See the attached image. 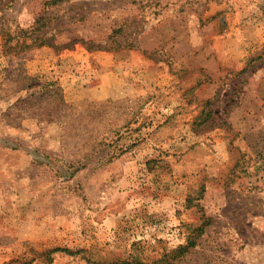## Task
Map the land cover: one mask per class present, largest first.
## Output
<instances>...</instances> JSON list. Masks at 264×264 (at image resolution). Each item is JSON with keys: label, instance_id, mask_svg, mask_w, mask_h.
Instances as JSON below:
<instances>
[{"label": "rangeland", "instance_id": "1", "mask_svg": "<svg viewBox=\"0 0 264 264\" xmlns=\"http://www.w3.org/2000/svg\"><path fill=\"white\" fill-rule=\"evenodd\" d=\"M187 246L264 264V0H0V264Z\"/></svg>", "mask_w": 264, "mask_h": 264}, {"label": "trees", "instance_id": "2", "mask_svg": "<svg viewBox=\"0 0 264 264\" xmlns=\"http://www.w3.org/2000/svg\"><path fill=\"white\" fill-rule=\"evenodd\" d=\"M190 248L187 247H180L178 248V250H175L171 253H167L166 255H164L162 260H158V261H153L152 263H143L140 262L138 260H135L134 257L133 258H128V259H124L121 261H117L114 263H108V264H174L171 260V258L174 257V253H180V255L184 254L187 250H189ZM65 252L69 253V254H74V252L72 250H64ZM87 261L88 264H107V263H103V262H99V261H91L90 259H85Z\"/></svg>", "mask_w": 264, "mask_h": 264}]
</instances>
